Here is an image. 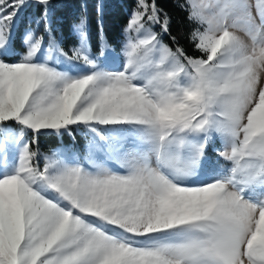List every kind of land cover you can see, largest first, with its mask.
I'll return each instance as SVG.
<instances>
[{
  "label": "snow or ice",
  "instance_id": "snow-or-ice-1",
  "mask_svg": "<svg viewBox=\"0 0 264 264\" xmlns=\"http://www.w3.org/2000/svg\"><path fill=\"white\" fill-rule=\"evenodd\" d=\"M36 3L47 43L29 26L17 53L27 0H0V264H264V0H175L200 56L137 0L115 71L103 45L92 55L87 15L69 56L50 0ZM77 131L124 170L40 152L41 135ZM217 136L231 167L202 181Z\"/></svg>",
  "mask_w": 264,
  "mask_h": 264
},
{
  "label": "trees",
  "instance_id": "trees-1",
  "mask_svg": "<svg viewBox=\"0 0 264 264\" xmlns=\"http://www.w3.org/2000/svg\"><path fill=\"white\" fill-rule=\"evenodd\" d=\"M157 4L172 17L171 35L179 39L188 55H198V51L192 48L189 41L190 23L185 19L186 14L176 7L175 0H157ZM136 6L137 0H50L49 4L52 28L65 52H69V48L77 44L78 38L72 27L82 15H87V33L92 51L99 50L100 34L108 45L113 44L118 47L123 40V30L128 23V17ZM41 11L42 6L37 4L36 0H27L26 6L19 12L18 22L24 24L28 17L31 18L29 21L35 20ZM37 27L44 28L43 24ZM156 30L159 31V28L157 27ZM163 39L165 43H170L169 36L165 35ZM27 139H34L31 133L27 135ZM82 139L84 137L77 132L74 137L41 135L39 150L45 154L60 144L71 145L75 142H79L76 146L82 148Z\"/></svg>",
  "mask_w": 264,
  "mask_h": 264
},
{
  "label": "rangeland",
  "instance_id": "rangeland-1",
  "mask_svg": "<svg viewBox=\"0 0 264 264\" xmlns=\"http://www.w3.org/2000/svg\"><path fill=\"white\" fill-rule=\"evenodd\" d=\"M30 19L31 18L28 17L24 24H21L20 22H18V20H19L18 17L16 19L15 26L12 30L11 46L15 49V51L17 53H23L26 50L25 45L23 43V38L25 35V30L29 26H31L32 28L38 29L36 34L38 36L44 35L45 44L47 43L48 37L46 34H44V28L43 27L38 28L34 22L36 19L29 21ZM190 26H191V29L189 30V34H190L192 27H193L191 24H190ZM73 31H74V28H73ZM74 33H75V36H77L78 40H77L76 45L69 48V52H68L69 56L72 55L71 49L75 46H78V43H79V37L75 31H74ZM123 34H124V32H123ZM238 35H240L242 37V39H244L246 42H250L249 38L246 36V34L243 31H238ZM124 38H125V34H124V37H123L121 44L118 47L114 46V45L108 46L105 43L103 36L100 34V45L98 48L99 50L96 53L94 51H92L91 49H90V51H91L92 55L99 56L100 52H101V46L103 45L104 49H105V56L103 58H101V63L105 64V66L109 70H113V71L120 70L123 63H124V56L122 55V45L124 43ZM88 44L90 46L89 36H88ZM191 45H192V48L194 49V46L192 43H191ZM198 53L199 54L195 55V56L202 55L200 52H198ZM10 59L17 60L18 56H12ZM13 127H15V125H13ZM77 133H79L82 137H84V139H82L83 143L81 142L82 148L76 146V143H79V142H75L71 145L60 144L59 146L54 147L53 149H51L49 152H46L45 154H49L52 150L67 146L71 151H74L75 153L78 154L79 162L81 164H84L85 167H89V165L86 163V160H85V157H88L89 159H91L97 163H103L106 167H108L114 171H123L124 170L121 167L120 161H118L116 157L109 155V153H107L106 151H104V152L93 151L91 154H89L87 147H86L89 138L83 133V131H77ZM125 149H126V151H131V143L130 142H126ZM216 149L223 150L221 138L219 136H217L215 138V142L209 147V149L206 153L208 159L205 162L204 169L200 175V180H202V181H210L211 180L210 174H211L213 169H221V168L227 169V168L231 167V164L229 162L224 161L223 159L219 158L216 155V151H215ZM43 164H44V161L41 158V160H40L41 167H43Z\"/></svg>",
  "mask_w": 264,
  "mask_h": 264
}]
</instances>
